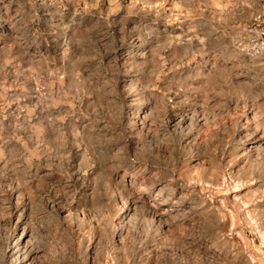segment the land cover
<instances>
[{
    "label": "rangeland",
    "instance_id": "374dc122",
    "mask_svg": "<svg viewBox=\"0 0 264 264\" xmlns=\"http://www.w3.org/2000/svg\"><path fill=\"white\" fill-rule=\"evenodd\" d=\"M0 264H264V0H0Z\"/></svg>",
    "mask_w": 264,
    "mask_h": 264
},
{
    "label": "bare ground",
    "instance_id": "6f19581e",
    "mask_svg": "<svg viewBox=\"0 0 264 264\" xmlns=\"http://www.w3.org/2000/svg\"><path fill=\"white\" fill-rule=\"evenodd\" d=\"M162 203H163V201H162L160 198H157V204H158V205H160V204L162 205ZM156 209H157V208H156Z\"/></svg>",
    "mask_w": 264,
    "mask_h": 264
}]
</instances>
